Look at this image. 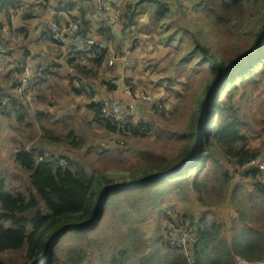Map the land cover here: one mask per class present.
<instances>
[{
	"label": "rangeland",
	"instance_id": "1",
	"mask_svg": "<svg viewBox=\"0 0 264 264\" xmlns=\"http://www.w3.org/2000/svg\"><path fill=\"white\" fill-rule=\"evenodd\" d=\"M67 1L61 0L65 5L68 4ZM126 1L130 0H117L114 8L108 0L74 2L77 9L84 8L87 18L93 22L95 31L105 25V28L111 29L115 34L116 38L112 41H106L102 35L92 36L101 50L105 43L107 44V54L112 53L110 59L115 60V54L132 51L128 52L129 63L121 67L120 75L117 76L119 69L116 63L114 68H107V71L99 70L97 76L79 74L80 85L76 86L73 80L69 83L71 77L68 76V69L64 67V70L62 65L52 67L49 73H42V69L40 77H34L32 88L30 84L25 92L26 95L29 94V102L21 99L27 110L24 109L20 113L16 111L17 106H12L11 103V100L19 101L13 93L19 91L17 83L14 76L4 78L3 70L10 67L13 57L17 60L16 63L22 62L20 57H26L27 54L21 53V49L26 51L29 48L30 53L34 51L45 67L49 62H58L54 55L60 59L63 48L54 46L47 33L45 38H36L38 36L34 35L35 21L28 22L25 14L12 10L13 7L37 9L38 6L28 5L24 1L9 6L13 24L31 25L33 35L20 45L23 40H20V37L14 39V33L11 31L5 48L12 53L0 54V95L8 93L11 97L9 100L6 96H0V109L5 108L4 111L0 110V169L7 177L8 191L25 192L30 186L29 171L14 157L20 148L30 151L34 149V152L42 149L48 151L40 153L36 161H50L54 168L71 165L75 171L79 166L94 173L97 176L95 187L99 188V192L109 186L108 179L100 177V174L111 177L112 184L133 182V179L138 178L134 172L137 168L143 173L148 162L164 156L175 157L181 153L184 138L180 134L189 129L192 107L200 88L210 75V68L206 63H197L200 53L194 50V40L189 32L209 44L216 54L228 56L252 45L253 31L259 29L264 17V0H260L255 4L253 15L247 8L236 16V19L241 17L243 20L226 30L220 29L221 26L213 24L207 18L203 5H196V0H167L171 13L161 20L157 17V5L153 1L132 0L135 3L138 1L135 5L137 15L132 26L124 28ZM106 6L121 18L116 28L112 24H106L110 15V11H104ZM75 12L79 14V10ZM2 15L3 13L1 17L5 19ZM162 21L168 24H163ZM49 26L55 28L51 24ZM57 26L67 31L65 24ZM5 27L10 31L11 24H5ZM62 38L57 37L59 40ZM11 43L14 46H11ZM75 48L70 47L69 52ZM78 61L87 62L88 59L82 56ZM118 62L120 63V60ZM30 65L33 67V61ZM59 74L67 78V81L62 83L63 78ZM120 77L133 84L138 92L144 90L153 95L149 102L136 100L139 119L135 124L149 123L151 127L144 134L134 135L129 129L130 124L126 127L115 124L116 129L109 130L99 120H91L95 115L90 105L92 102H100V94L95 90L98 86L104 87L108 97L128 99V92L123 84L119 90L108 88L109 81L116 84L114 80ZM167 78H171L173 83L176 82L177 87L173 91L167 88L171 83ZM257 78L256 82L240 85L236 100L244 123L243 133L249 137L250 148H262L263 151L264 74ZM66 83L68 87L65 86ZM80 93L84 97L83 101L76 99ZM41 95H44V98ZM158 100L161 103H156ZM100 111H103L102 107ZM19 114L24 116L23 121L19 120ZM26 119L32 124H28ZM63 120H66L67 124H64ZM71 128L83 136L84 144L70 146L49 140L48 130L65 134ZM58 146L62 148L56 149ZM220 161L232 175L229 197L221 204L205 207L198 201L190 183L199 174L196 169L187 171L185 174L188 179L177 187L162 179L161 182L147 187L112 189L103 217L96 227L87 231L69 229L60 237L54 250L61 262L54 264H65L64 259L67 264H139L143 257L154 253H159L161 261L166 263V258H175L181 251L187 253V249L181 247L183 244L174 239L169 242L167 238L166 225L171 218H176V221L178 218H185L195 225L201 223L204 216L209 222L214 219L222 220L223 234L229 239L233 235V228L242 225L243 218L252 226L260 224L261 219L264 220V193L256 186L258 177L244 178L231 161L225 157H221ZM260 178L262 182L263 178ZM259 227L263 229L264 223ZM52 238L47 239L49 243ZM26 247L27 245L19 250L5 252L8 256L7 263L27 261ZM83 254V262H75L74 259L68 261L69 257L78 258ZM45 260L46 258L38 259L34 264H42ZM167 264L173 263L167 261Z\"/></svg>",
	"mask_w": 264,
	"mask_h": 264
},
{
	"label": "trees",
	"instance_id": "2",
	"mask_svg": "<svg viewBox=\"0 0 264 264\" xmlns=\"http://www.w3.org/2000/svg\"><path fill=\"white\" fill-rule=\"evenodd\" d=\"M21 1L26 0H0V54L12 53L5 48L8 40L1 30L3 25H5L2 23L1 13H3L7 22L12 27H15L14 34H21L25 38L24 40L29 39L33 35L31 25L21 24V26H17L12 22V14L9 6H15L16 3ZM45 1H47L48 6L51 8H64L69 13L73 12L76 14L75 16L78 18L80 24L79 29L72 35L74 38L98 35H102V38L106 41H112L116 38L112 30L105 28V25L99 27L97 31L93 29V22L87 18L84 8L79 7L77 9L76 4H74L75 1L80 2V0H68L67 2L71 1V3L66 5L63 4L65 1L61 2V0ZM150 1H153L157 5L156 11L158 19L161 20L170 15L171 11L167 6V0ZM137 2H132V0L125 2L124 28L132 26L133 19L137 15L135 10ZM259 2L260 0H196L195 3L199 6L203 5V12L213 24L221 26L220 29L225 28L227 30L231 26H235L239 20H243L241 17L236 19V16L242 14L247 8L250 9V14L252 13L253 15L255 13V4ZM13 8L15 9V7ZM29 10L22 13H19L17 9L14 11L18 14H25V19L28 22L35 21V36L37 34L44 35L45 33L48 36H52L53 31L50 28L47 31L43 28L42 32H39V28H37L38 23L46 17L45 11H41L35 16L32 13L33 9ZM75 10H79V14ZM54 19L57 21L63 20L62 17L57 16H54ZM162 22L163 24H168L166 21ZM189 33H191L194 40V50L200 53V59L197 63H206L210 68V75L203 87L200 88L192 107L189 129H186L180 134L184 138L183 149L175 157L172 156L169 158L164 156L148 162V166L143 170V173L140 168H137L134 172H136L138 178L133 179L132 184L117 187L116 190L130 187H147L161 182L162 179L172 182L171 184H174L173 187H177L188 179L185 174L187 171L196 169L199 174L191 180L192 188L197 194L198 201L203 206L213 207L219 203L221 204L229 197L228 193L231 188V171L223 167L220 161L221 157H225L231 161L237 171L241 172L244 177L252 176L257 178L260 172H262L259 168L242 169V165L259 154L262 148H250L249 137L243 133L244 123L241 120L236 96L240 85H245L248 82H256L258 81L257 77L264 74V42L255 54L241 61L247 54L257 48L263 38L264 17L261 19L259 29L253 31L252 45L228 56L216 54L209 44L205 43L193 32L190 31ZM56 45L62 47L57 41ZM97 46L96 44L89 43H86L83 48L77 46L78 48L72 50L71 53L78 54L70 55V53H67L66 56L68 58H65L63 52H60V57L62 58L58 59L56 57L55 59L58 62H49L45 67L43 66V62L40 61V58L34 53L33 57L37 58L33 61V67L30 65L32 60L26 58L23 65L17 63L15 70L3 71L4 78L14 76V81L17 83V86L22 85L23 77L27 78L25 90L13 92L19 99L18 102L11 100L12 106H17L18 108L16 109L17 113H20L24 109L27 110L21 99L26 100L29 96L25 92H27L30 84L32 88L34 77H40L42 73L51 72V68L62 65V61L67 63V73L71 77L69 83L78 78L79 74L97 76L99 70L107 71L106 69L109 68V57H106L107 49L103 48L100 50ZM22 52L30 55L33 51L30 53V49L28 48L26 51L22 50ZM82 56H85L88 61H77ZM229 68H232V70L229 71ZM225 71H227V74L220 79L218 86L210 98V105L207 107L205 113L204 129L201 133L202 141L197 147L200 138L202 110L215 80ZM70 72L74 74L71 75ZM59 76L63 78V75L59 74ZM170 80L171 78L168 81ZM175 84L176 82L173 83L172 81L167 88L173 91L177 87ZM66 87H68L67 83ZM116 87L117 85L115 83L108 82V88L110 90H115ZM0 96H6L9 100L11 99L8 93ZM42 98H44V95ZM157 102L161 103L159 100ZM91 107L94 110L95 117L107 129H116V125L102 115L100 111L101 102H92ZM0 110L4 111L5 108ZM19 118V120H22L24 116L19 114ZM27 122L28 124H32L31 121L27 120ZM129 129H131L134 135H139L146 133L151 127L149 123L144 125L130 123ZM48 137L50 141L63 143L62 145L68 144L70 146H76L84 144L85 142L83 136L75 133L74 129L68 130L65 134H56L54 130H48ZM34 151L36 150L33 149V151H30L29 149L20 148L15 152L14 156L15 160L29 171L30 186H28L25 192L8 191L6 189L7 177L0 169V264H8V256L5 252L19 250L25 245H27V261H24V263L12 262L10 264H34L38 259H42L49 248L50 243L47 239L49 237L51 239L58 230L67 225L76 224L77 222L79 223L91 218L98 207L100 196L106 188L99 192V188L95 187L97 176L79 166L75 171L71 168L73 167L71 165L54 168L50 161L37 162L36 159L39 153L47 151L44 149L39 152ZM179 166L181 167L176 170ZM206 168L209 169L206 170ZM203 170L206 171L200 174ZM157 172H164L165 175L149 181H138L139 178H144ZM100 177L108 179L107 185L113 183L111 177L108 175L100 174ZM257 179L259 180V178ZM256 186L264 193V184L257 181ZM111 192V190L108 191L105 196V205ZM171 220L174 219L171 218ZM99 221L75 228L80 231H87L96 227ZM191 223L194 224V222ZM241 223L242 225L239 228H233L234 234L229 239L223 234L224 222L222 220L214 219L212 222H209L206 216H204L201 219V223H197L196 232H194L197 240L189 242L187 253L184 254L181 251L175 258H166V263L161 261L159 253H154L143 257L139 264H167V261H172L173 264H235L236 256L245 258L254 264L255 261L264 259V228L259 227V225L264 223V220L261 219V223L255 226L250 225L246 218L241 219ZM167 238L170 242L171 237L167 235ZM59 240L55 242L50 255L42 264L61 262V259L54 250ZM84 258L85 254L78 258L69 257L68 261L74 259L75 262H83ZM64 262L67 264L66 259H64Z\"/></svg>",
	"mask_w": 264,
	"mask_h": 264
},
{
	"label": "built area",
	"instance_id": "3",
	"mask_svg": "<svg viewBox=\"0 0 264 264\" xmlns=\"http://www.w3.org/2000/svg\"><path fill=\"white\" fill-rule=\"evenodd\" d=\"M96 1V0H95ZM25 3H27L28 5H36L39 8L37 9H33V8H18L16 7V9L18 10L19 13L25 12V11H30L29 9H33L32 13L37 16L39 14V12L41 11H45L46 13V17L41 20L39 22V32H42L44 25L45 24H51L53 31H54V38L56 39V41L62 46L64 51H67L70 49V47L75 46L76 48L80 47L83 48L85 47L86 43L89 44H97L92 37H76L74 38L72 35L73 33H75L78 29H79V21L78 18L75 15L70 14L68 11L63 10V9H56L58 11V13L60 15L63 16V20L57 21L54 19V14L56 11H54V9H52L51 7L47 6V7H43V5L48 4L47 1L45 0H34V1H24ZM109 4L113 5V8L115 7L117 0H115V2H112L111 0H108ZM107 5V4H105ZM105 12H109L110 15L106 20V24H112L114 28L117 27V23L121 20L120 17H118L115 13H113L112 10H110L109 7H105L104 8ZM69 17V18H68ZM5 24V23H4ZM61 24H65V28L67 31H64L63 29H61L60 27H58L57 25H61ZM3 31L5 32V35L9 36L11 31L15 30V27H11L10 31H8L5 27V25H3ZM129 32V30L127 31V33ZM8 33V34H6ZM70 34V35H67ZM16 37H20V40L23 39L21 34H14V39ZM57 37H63L62 39H57ZM22 41H20L21 43ZM98 45V44H97ZM78 46V47H77ZM107 44L105 43L106 47ZM99 47V46H98ZM73 48V47H72ZM100 48V47H99ZM130 53V51H129ZM128 52L122 53V54H115L114 57L115 60L110 59L111 58V54L109 56V60H108V66L109 67H114V65L116 63H119L118 60H120V65L123 66L127 63H129V59H128ZM62 58V57H60ZM65 58H68L65 57ZM21 59L23 60V57H21ZM24 62L22 61L20 63V65H23ZM10 67L6 68L5 72H8L9 70H15L17 67V63L15 62L14 58H12V63L9 64ZM71 75H73V72H70ZM23 83L21 86H17V89L19 91H23L26 88L27 85V78L23 77L22 78ZM76 86L80 85V82L78 80V78L73 80ZM116 82V85L118 88L121 87V85H124L125 90L131 95L132 99L130 100H121V99H108L105 97H100L98 95V100L101 102V107H102V115L107 118L108 120H110L111 122H113L114 124H118L121 125L123 127L128 126L130 123H137L138 122V113L139 110L137 108L136 105V100L139 99L140 101H145V102H149L153 99V95L149 92H145L144 90L138 92V90H135L133 88V85L131 83H127L124 80H122V78H118L114 80ZM88 89V87H87ZM102 100L104 101V103H102ZM48 152V151H47ZM247 168H259L262 172H260L261 177L263 178L262 181H264V150L262 152H260L259 154H257L255 157H253L249 162H247L246 164L242 165V169H247ZM167 229V235L171 237L170 240L174 239L176 241H178V243L183 244V246L181 247H185L187 249L188 252V246H189V242L190 241H196L197 237L195 236L194 232H196V225L195 223L192 224L190 220L185 219V218H178L176 221V218L174 220H170L166 226ZM198 236V235H197ZM237 264H249V262L245 259L242 258H238L237 260Z\"/></svg>",
	"mask_w": 264,
	"mask_h": 264
},
{
	"label": "water",
	"instance_id": "4",
	"mask_svg": "<svg viewBox=\"0 0 264 264\" xmlns=\"http://www.w3.org/2000/svg\"><path fill=\"white\" fill-rule=\"evenodd\" d=\"M263 42H264V36H263V38L261 39V41H260L259 45L257 46V48H256L255 50H253L252 52H250L249 54H247V55H246L241 61H243L244 59H246V58L249 57L250 55L255 54L256 51H257V49L260 47V45H261ZM232 67H233V66H232ZM230 70H232V68H231V69L229 68V71H230ZM225 74H227V71H225V72H223L222 74H220V76H218V78L215 80L214 85H213V87H212V90H211V92H210V94H209V96H208V98H207V100H206V104H205V106H204V108H203V110H202V114H201V115H202V118H201V128H200V138H199V142H198V144H197V147L199 146V144H200L201 141H202L201 133H202V131H203V129H204L205 113H206L207 107L210 105V98H211V96H212L214 90H215L216 87L218 86V84H219V82H220V79H221ZM196 150H197V149H196ZM194 156H195V155H194ZM194 156H193V157H194ZM183 165H184V164H183ZM183 165H182V166H183ZM180 167H181V166H179L178 168H176V170L179 169ZM164 175H165L164 172H163V173H162V172H158V173H155V174H151V175H149V176H147V177L141 178V179H139L138 181H140V182L149 181V180H153V179H156V178H161V177H163ZM132 183H133V182H129V183H125V184H119V183H116V184H112V185L107 186L106 189L103 191V193H102L100 199H99V205H98V207H97V209H96L94 215L92 216V218H90V219L87 220V221H83V222H79V223H76V224L67 225V226H65L63 229H61L59 232H57V233L55 234V236L52 238V240H51V242H50V244H49V248H48V250H47V253H46V255H45L43 258H47V257L50 255V253H51V249L53 248L55 242L58 241V239H60V236H61L64 232H66L67 230H69V229H73V228H75V227H77V226L88 225V224H90V223H92V222H95V221H99V220H101V218L103 217V214H104V206H105V204H104V199H105V196H106V194L108 193V191H110V190H112V189H115V188H117V187L128 186V185H130V184H132ZM43 258H42V259H43ZM36 264H38V262H37Z\"/></svg>",
	"mask_w": 264,
	"mask_h": 264
},
{
	"label": "clouds",
	"instance_id": "5",
	"mask_svg": "<svg viewBox=\"0 0 264 264\" xmlns=\"http://www.w3.org/2000/svg\"><path fill=\"white\" fill-rule=\"evenodd\" d=\"M68 3H70V2H68ZM48 6V4H45V5H43V7L45 8V7H47ZM52 9H54V11H56L55 13H53L55 16H57V17H62L63 18V16L62 15H60L59 13H58V11L56 10V9H60V8H57V7H55V8H52ZM61 9H63V10H66V9H64V8H61ZM12 10H16V7H15V9L14 8H12ZM67 11V10H66ZM70 14H72V15H76V14H74L73 12H71ZM3 16V15H2ZM4 17V16H3ZM2 23L4 24H9L5 19H3L2 18ZM39 23H38V25H37V28H39ZM12 27V26H11ZM44 28L46 29V31H47V29L48 28H50L52 31H53V29L49 26V24H45L44 25ZM2 31H3V29H1ZM3 33H4V36L7 38V40L9 41L10 40V38H9V36H7V35H5V32L3 31ZM37 34V33H36ZM46 34V33H45ZM45 34L44 35H39V34H37V36L38 37H36V38H44V36H45ZM53 34H54V31H53V33H52V36H50L51 37V39L53 40V45L54 46H56V47H58L57 45H56V39L54 38V36H53ZM25 38H23L22 40V42L20 43V45L21 44H23L24 43V40ZM30 39V38H29ZM28 40V39H27ZM97 45V44H96ZM8 46H10V45H8ZM11 46H14V44H12L11 43ZM73 47V46H72ZM98 47V46H97ZM106 47H108V46H106ZM106 47H104V48H106ZM16 48H17V46H16ZM99 48V47H98ZM115 48V47H114ZM100 50H101V48H99ZM107 49V48H106ZM70 50V49H69ZM69 50H67V51H64L63 50V53H65V54H67L68 52H69ZM125 52H129V51H125ZM124 52V53H125ZM21 53H23V54H27V56L26 57H23V60L21 59V57H20V60H22L23 62H25V59L28 57V53H25V52H22V49H21ZM69 53H71V52H69ZM130 53H132V51H130ZM110 52H109V54H107V56L109 57L110 56ZM55 57H57L56 55H54ZM14 58V57H13ZM59 58H60V56H59ZM17 60H15V62H16ZM77 61H78V59H77ZM118 64V69L120 68V70H121V65H120V63H117ZM109 68H114V67H109ZM120 73H121V71H119V73H118V75L117 76H119L120 75ZM79 78V77H78ZM71 83V82H70ZM133 85V84H132ZM71 86H72V84H71ZM72 88H74L73 86H72ZM133 88H134V86H133ZM116 89H118V87H116ZM135 89V88H134ZM108 99H110V98H108ZM122 100V99H121ZM26 101L27 102H29V99H28V97L26 98ZM107 119V118H106ZM49 151H51V150H49ZM262 152V151H261ZM41 153V152H40ZM39 153V154H40ZM260 176L261 175H259V182H261V178H260ZM245 178V177H244ZM262 184H264V181H262L261 182ZM196 228H197V224H196ZM233 234H234V231H233ZM238 258H242V257H240V256H236V262H235V264H237V260H238ZM242 259H245V258H242ZM246 260V259H245ZM248 261V260H247ZM249 262V261H248ZM258 262H261V264H264V259H261V260H259V261H255L254 263H258ZM249 264H253V263H251V262H249Z\"/></svg>",
	"mask_w": 264,
	"mask_h": 264
},
{
	"label": "crops",
	"instance_id": "6",
	"mask_svg": "<svg viewBox=\"0 0 264 264\" xmlns=\"http://www.w3.org/2000/svg\"><path fill=\"white\" fill-rule=\"evenodd\" d=\"M34 51L30 54V55H28V56H30V59L32 60V61H34L35 60V58L33 57V55H34ZM61 64L63 65L61 68H63L64 69V67H65V69L67 68V63L66 62H64V61H62L61 62ZM64 69V70H65ZM119 71H121L120 70V68H119ZM124 72H125V70H124ZM62 81V80H61ZM67 81V78H63V82L62 83H64V82H66ZM65 86H66V84H65ZM134 86V85H133ZM100 88V89H99ZM121 88V87H120ZM120 88H118V89H115V90H119ZM135 88V87H134ZM96 91H98V93L100 94V97H106V98H110V99H114V98H111V97H108V95H107V93H105L104 92V87L101 85V86H98V89H95ZM135 90H137L136 88H135ZM107 92V91H106ZM76 99H81L82 101H83V99H84V97H82V93H80V94H78V96H77V98ZM130 99H132V97H131V95L128 93V99L127 100H130ZM88 103H89V101H87ZM91 106V105H90ZM92 108V107H91ZM93 109V108H92ZM91 110V109H90ZM92 119H97L95 116H93L92 118H91V120ZM98 120V119H97ZM63 123L64 124H67V121L66 120H63ZM71 129H73V128H71ZM76 132V131H75ZM77 133V132H76ZM78 134V133H77ZM81 136V135H80ZM62 148V146H58L56 149H61Z\"/></svg>",
	"mask_w": 264,
	"mask_h": 264
}]
</instances>
